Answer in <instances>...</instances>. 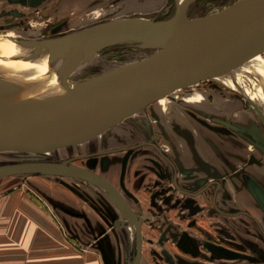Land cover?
Instances as JSON below:
<instances>
[{"label":"rangeland","instance_id":"obj_1","mask_svg":"<svg viewBox=\"0 0 264 264\" xmlns=\"http://www.w3.org/2000/svg\"><path fill=\"white\" fill-rule=\"evenodd\" d=\"M81 1L83 0H0V34H13L17 40H42L61 37L117 18L139 16L164 20L174 15L182 0H151L148 6L140 4L141 1L137 2L138 0H100L99 3L89 7ZM236 1L238 0H195L187 10V14L191 19L202 17L221 11ZM157 49L145 40H125L113 43L99 50L88 67L72 73L69 76V83L80 85L86 79L140 60ZM263 62L264 52H261L218 77H211L194 85L177 89L161 97L160 101L157 99L108 123L102 127V139L104 138L106 144L113 143L112 145L104 144L105 142H102L100 138L93 140L97 136L94 138L88 136L71 145H61L42 152L0 151V165L33 160L62 161L77 154L117 146L116 143L129 142L131 144L149 139L155 131L152 119L150 121L148 119L149 111L154 103L175 97L180 98L182 93L199 90L198 88L211 90L220 98L229 101H226L229 104L232 101V106L227 109L230 114L231 112L236 114L240 106L243 107L241 112L252 113L240 91L247 92L248 89L253 88L257 103L264 108V71L261 68ZM9 69L8 62H0V71L8 73ZM49 95L39 94L32 100L23 102H16L15 99L11 101L15 104L41 105L49 99L59 97ZM81 144L83 147L79 146ZM140 149L146 151L147 159L142 165L141 162H136L139 159L135 157L131 160L137 163V165L133 164V169L140 168L136 173L147 174L151 178H148L142 187L135 180H132L129 186H126L123 180H119L117 185L121 188L135 215L142 212L144 216L145 248L141 264H264V244L258 240L257 247L249 244L248 238L253 239L254 231H249L244 227L245 225L240 223L247 217H228L230 221V223L227 222L228 225L242 227L241 233L238 234L240 238L235 235L229 240V236L225 234L226 245L232 247L226 248L225 251L215 248L218 247V242H223V236L219 232V226L222 223L213 213L210 198L204 202L199 198L185 196L175 189L169 177L154 180L152 177L156 171L154 162L157 152L149 146ZM140 149L121 153L133 154ZM121 153L86 157L76 162L83 163L84 161L86 166L100 172L103 170L101 173H106L107 160ZM141 179L142 177L139 181ZM51 187L69 190L83 198H86V195L92 196L97 201L99 221L102 220L103 212L108 215V223L111 222V229L114 230L111 235L114 241L109 249L102 251L98 240L89 243L87 240L89 235L69 234L70 239L77 242L79 250L87 251L86 248L89 247L96 248L98 251L101 249L100 252H106L107 256L103 261L104 264H133L136 250L135 226L131 223L125 226L115 225L116 219L128 222L129 215L121 206V210L119 209L117 206L119 203L112 193L94 183L63 175L36 172L5 176L0 178V205L8 197L21 194L24 199L29 197L39 210L45 211L47 205H45L46 201H43L42 193H47L48 188ZM112 218L115 220L112 221ZM102 236L98 235V239ZM13 249V246L6 243L4 239L0 241V257L8 254L9 251L11 253Z\"/></svg>","mask_w":264,"mask_h":264},{"label":"water","instance_id":"obj_2","mask_svg":"<svg viewBox=\"0 0 264 264\" xmlns=\"http://www.w3.org/2000/svg\"><path fill=\"white\" fill-rule=\"evenodd\" d=\"M194 1L182 0L168 19L124 17L44 39L54 49L52 59L63 54L99 51L125 40L149 41L158 49L140 60L82 81L67 100L54 102L44 111L30 109L18 113L13 106L0 102V151L42 152L71 145L177 89L224 74L239 51L264 37V0H238L221 11L191 19L187 10ZM36 42L37 39L24 40L26 45ZM262 51L264 44L254 54ZM243 95L258 107L245 92ZM259 113L264 119L263 111ZM90 155L93 154L83 156ZM78 158L2 164L0 178L27 172L55 174L83 179L109 191L128 213V222L135 226L133 264H141L142 215H135L108 179L75 164ZM115 225L125 222L117 219Z\"/></svg>","mask_w":264,"mask_h":264},{"label":"crops","instance_id":"obj_3","mask_svg":"<svg viewBox=\"0 0 264 264\" xmlns=\"http://www.w3.org/2000/svg\"><path fill=\"white\" fill-rule=\"evenodd\" d=\"M99 1L81 2L89 7ZM140 1L142 5L151 4V0L137 2ZM198 89L182 93L180 98H170L162 102H159L161 100L159 99V103L155 102L149 111L148 119L149 121L152 119L153 128L161 133V145L165 151L178 162L183 171H190L189 174L182 175L185 186L193 189L203 178H224L225 185L219 194L221 206L226 210H249L261 218L264 224V213L254 200L247 184L252 176L264 179V165L252 164L249 161L250 155L254 152L253 139L260 137L257 123L252 118V113L241 112L242 106L237 109L236 114L232 112L230 114L227 109L232 106V101L229 104L227 103L229 101L220 98L211 90ZM213 114L232 119L244 132L230 130L213 121L211 116ZM247 130L251 137L245 133ZM102 133L101 127L91 136L93 138L97 136L93 140L102 139ZM102 142L106 144L104 138ZM79 146L83 147V144ZM121 158L112 157L110 159L112 170L103 172L107 176L102 175L115 182L118 181L117 173ZM136 162H143V159L140 158ZM134 163L127 164L123 177L125 185L129 186L132 184L131 181L135 180L142 187L151 177L136 173L140 168L133 169ZM84 164L86 165V162L83 161L79 165L85 166ZM119 175L122 178V174ZM140 177H142L141 181H139ZM204 197L198 198L205 202ZM42 198L47 205L45 211L39 210L29 197L24 199L21 194L12 195L1 203L0 241L4 239L14 249L11 253L9 251L8 254L0 257V264H104L103 261L107 258L106 252L100 251L101 249L107 251L113 244L114 239L111 235L114 230L111 229V222L108 223V215L105 212L102 211V220L99 221L97 201L92 196L86 195V198H83L60 187L48 188L47 193H42ZM215 216L222 223L219 226L220 234L231 232L240 234L238 226L236 229L227 224L226 220L229 216L220 214ZM239 216L243 215L229 218ZM113 220L115 219L112 218ZM246 220L248 219L242 221L245 225L249 224L246 226L250 228L251 225ZM223 229L228 231L225 230L224 233ZM69 234L89 235L88 242L98 240L100 251L91 247L86 248L87 251L79 250L77 242L70 239ZM98 235L103 236L98 239ZM248 239L249 244L257 247L256 238Z\"/></svg>","mask_w":264,"mask_h":264},{"label":"bare ground","instance_id":"obj_4","mask_svg":"<svg viewBox=\"0 0 264 264\" xmlns=\"http://www.w3.org/2000/svg\"><path fill=\"white\" fill-rule=\"evenodd\" d=\"M263 44L264 37L239 51L233 57L227 72L235 69L240 62L243 64L261 53L254 54ZM53 51L54 49L44 39L37 40L34 45H26L24 40H17L13 34H0V62L6 61L10 67L8 73L0 71V102L13 106L18 113H23L30 109L44 111L54 102L67 100L71 93L82 85L69 83V76L88 67L98 51L63 54L52 59ZM261 68L264 71V62ZM245 93L258 102L253 88ZM39 94L59 97L49 99L41 105L15 104L11 101V99H15L16 102L32 100ZM118 206L120 207L119 204Z\"/></svg>","mask_w":264,"mask_h":264},{"label":"flooded vegetation","instance_id":"obj_5","mask_svg":"<svg viewBox=\"0 0 264 264\" xmlns=\"http://www.w3.org/2000/svg\"><path fill=\"white\" fill-rule=\"evenodd\" d=\"M189 7H188V9H189ZM240 93L243 95L244 91H240ZM245 100L247 101L248 105L251 108L252 118H254L255 122L257 123V126L259 128L258 133L260 136L256 139H253L254 142H252V143H253L254 152L250 155L249 161L252 164L264 165V119L259 113V110L263 111L264 109L256 101L255 102L258 105L257 108L254 107V105H252L251 103H249V101L246 98H245ZM263 114H264V111H263ZM211 116H212L213 121L223 125L224 127H227L230 130H233L236 132H244L242 127L237 125L236 123H234L232 121V119H230V118L220 117V116H216V115H211ZM245 133H247L250 137L252 136L248 132V130L245 131ZM121 143L122 142H120V144L116 143L117 146L109 147V148L102 149V150H93L91 152L77 154V155H74L72 157L79 156V158L76 160H80V159H84L86 157H95V156H99V155L121 153V152H131V151H135L137 149H140L144 146H149V147H151V149L153 148L157 152V157H156V160L154 162L155 166H156V169H155L156 171H155L154 176L152 177V178L155 177L154 180H159V178L162 179V178L169 177L172 184L174 185L175 189L178 190L179 192H181L182 194H184L185 196H188L190 198H198V197L205 196L204 197V199L206 198L205 201H207L208 198H210V201H211L213 209H214L213 210L214 214H220V215L229 216V217H235L238 215H243L244 217H247L248 220H246V221H249V223L251 225L250 228H249V226H246L249 224L245 225L242 220L240 221V223L242 225H245L244 227L248 228L249 231H254V234H252L254 236L253 238H256L258 241H260L264 244V224L262 223L261 218H259L253 212L246 210V209L226 210L225 208H223L221 206V203L219 202V194L225 185L224 178H215V179L203 178L199 181V185L193 189H190L183 184L182 175L189 174L190 171L189 170L183 171L179 167L178 162L172 156H170L169 153H167L165 151V149L161 145V133H159L155 130L154 132H152L149 139H145V140L138 141L136 143H131V144H129V142L123 143V144H121ZM143 150L144 149H140L139 151H137L133 154L132 153L131 154L121 153V154L115 155L117 157L118 156L122 157L121 158V164L119 167V171L117 173V177L119 179L116 182L111 180V179H108L107 177L102 175L104 173H99L100 171L98 172L97 170L92 169L86 165L85 166L80 165V166L89 168V169L101 174L102 176H104L113 185H115L117 187V189L120 191V193L125 198V195L122 192L119 185H117V182L119 183V180H123L125 182V180L123 178L125 176V169L127 167V164H129V162H131V160H134L135 157H138L139 159L140 158L143 159V162H141L140 164L143 165L145 163V161L147 159V155L145 154L146 151L145 150L143 151ZM105 151H107V152H105ZM95 153H97V154H95ZM87 154H93V155L86 156V157L83 156V155H87ZM115 156H113V157H115ZM68 158H71V157H68ZM110 159H108L106 162V164L108 165L107 171L112 170V169H110V162H111ZM76 160H74L75 164L77 163ZM123 169H124V172H122ZM120 173L122 174V178L119 175ZM247 184H248L249 188L251 189L254 200L257 202V205H259V207L261 208V210L264 213V179L257 177V176H252L248 179ZM138 214H141L143 217V223H142V230H143L144 216H143L142 212H138ZM115 221H114V223H115ZM244 221H245V219H244ZM124 222H125V225L129 223L127 221H124ZM227 222L230 223V221H228V220H227ZM125 225H120V226H125ZM229 226L235 227L237 229L236 225L232 224ZM225 230L228 231L227 229H225ZM225 230L223 229L222 232L225 233ZM238 231H240V233H241L242 227L239 228V226H238ZM225 234L227 236H229L228 237L229 240H231L233 237H235V235H237L239 237V235L237 233H234V232H231L228 234L225 233ZM225 234L224 235L221 234V236H223V242H221V243L218 242L217 243L218 247H215V248L225 251L226 248L232 247V246L226 245L227 243L225 242V239L227 237H225ZM234 246H236V245H234ZM144 248H145V238H144V230H143V254H144Z\"/></svg>","mask_w":264,"mask_h":264}]
</instances>
